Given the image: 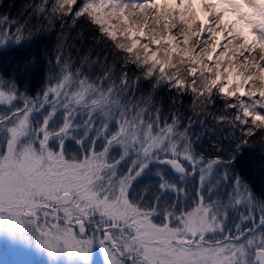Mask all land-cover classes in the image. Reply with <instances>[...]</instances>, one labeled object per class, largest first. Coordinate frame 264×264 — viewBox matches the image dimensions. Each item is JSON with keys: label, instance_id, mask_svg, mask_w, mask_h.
<instances>
[{"label": "snow or ice", "instance_id": "obj_1", "mask_svg": "<svg viewBox=\"0 0 264 264\" xmlns=\"http://www.w3.org/2000/svg\"><path fill=\"white\" fill-rule=\"evenodd\" d=\"M22 13H0V58L60 39L35 93L21 76L36 58L0 72V248L39 264H264L250 180L264 170V0H28ZM82 28L83 51L66 35ZM209 134L212 156L197 146Z\"/></svg>", "mask_w": 264, "mask_h": 264}, {"label": "trees", "instance_id": "obj_2", "mask_svg": "<svg viewBox=\"0 0 264 264\" xmlns=\"http://www.w3.org/2000/svg\"><path fill=\"white\" fill-rule=\"evenodd\" d=\"M28 2V0H3V6L0 7V13H10L11 16L17 17L23 15L22 9L23 6ZM8 5H12L9 7ZM26 18V17H25ZM80 31L86 33L83 43H81L80 36L77 34ZM68 36L67 43L69 45H75V49L87 50L88 47L92 44L90 30L87 28L74 29L66 33ZM60 39V29L59 27L53 29L51 32L43 33L40 37L36 39L32 47L27 51H22L16 54L10 53L7 57L0 58V72L11 71L16 64L19 63L20 59L23 56H32L37 59V64L33 66V70L25 73L21 76L22 88L30 90L32 93H35L40 89L43 84V79L45 73L47 72V64L45 63L47 55L50 52H53L56 48L57 41ZM75 49L73 50L75 58ZM97 51H101L100 48H97ZM101 54L103 52L101 51ZM111 60V57H109ZM162 96L165 98V106H167V94L162 93ZM188 107V100L185 98L184 108L185 110ZM217 140V137L212 136L211 134L204 136L202 135L198 141V150L207 153L209 156L215 155L214 144ZM222 143L226 146L228 144L227 140H223ZM253 156H258L261 152L260 144L257 142L254 145V151L249 150ZM249 159L248 154H245V158L242 163L237 165L238 171H249ZM250 180L254 184L257 194L264 191V170L261 169L259 163L254 164L250 169Z\"/></svg>", "mask_w": 264, "mask_h": 264}, {"label": "rangeland", "instance_id": "obj_3", "mask_svg": "<svg viewBox=\"0 0 264 264\" xmlns=\"http://www.w3.org/2000/svg\"><path fill=\"white\" fill-rule=\"evenodd\" d=\"M42 259L43 257L20 248L8 245L0 248V264H39Z\"/></svg>", "mask_w": 264, "mask_h": 264}]
</instances>
